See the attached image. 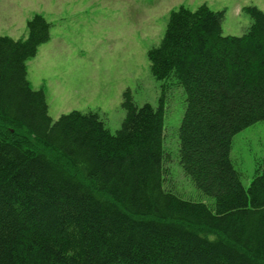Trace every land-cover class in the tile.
I'll return each instance as SVG.
<instances>
[{
    "label": "trees",
    "instance_id": "16d2710c",
    "mask_svg": "<svg viewBox=\"0 0 264 264\" xmlns=\"http://www.w3.org/2000/svg\"><path fill=\"white\" fill-rule=\"evenodd\" d=\"M242 12L234 37L224 11L179 7L147 52L152 78L183 89L178 163L212 207L163 188L162 104L125 91L114 134L92 112L53 121L26 64L49 23L0 36V264H264V164L244 188L229 159L232 137L264 120V12Z\"/></svg>",
    "mask_w": 264,
    "mask_h": 264
},
{
    "label": "rangeland",
    "instance_id": "374dc122",
    "mask_svg": "<svg viewBox=\"0 0 264 264\" xmlns=\"http://www.w3.org/2000/svg\"><path fill=\"white\" fill-rule=\"evenodd\" d=\"M201 5L224 11V36L246 32L251 20L244 7L264 12V0H0V36L25 38L35 14L49 23V40L26 64L27 80L33 90L45 92L53 121L72 111L92 112L114 134L125 117V91L137 107L162 104L163 188L212 207L213 198L198 191L178 163L183 89L173 76L155 81L147 59L163 37L169 13ZM229 159L247 188L264 164V120L232 137Z\"/></svg>",
    "mask_w": 264,
    "mask_h": 264
}]
</instances>
